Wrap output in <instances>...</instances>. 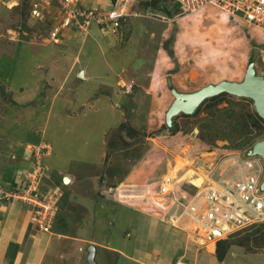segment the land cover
I'll return each mask as SVG.
<instances>
[{
  "label": "rangeland",
  "instance_id": "1",
  "mask_svg": "<svg viewBox=\"0 0 264 264\" xmlns=\"http://www.w3.org/2000/svg\"><path fill=\"white\" fill-rule=\"evenodd\" d=\"M128 3L119 30L103 31L86 48L72 30L64 41L49 38L59 23L54 6L0 0V187L13 194L31 185L30 174L37 171L35 192L42 199L59 197L45 231L63 234L57 236L56 264H67L65 257L72 255L73 264H89L90 245L99 249L97 264H129L121 255L141 263L144 257L134 249L153 241L144 231L147 222L157 238L166 230L170 246L179 243L174 264H197L198 257L215 264H264V221L210 240L188 214L195 185L239 179L251 160L253 167L264 165L259 155L248 154L264 139L254 101L223 92L193 114L176 115L174 128L166 122L175 100L171 87L192 92L223 80L242 81L251 61L264 75V33L213 5L183 12L173 0ZM134 19L141 28L136 39ZM88 48L95 77L90 66L88 73L80 66ZM109 50L129 56L116 63L114 76L98 53ZM124 83L133 85L130 93ZM89 89L99 104L78 108L76 103L68 119L63 98L74 93L83 103ZM15 202L24 204L32 226L43 230L32 220L34 202L0 197V204Z\"/></svg>",
  "mask_w": 264,
  "mask_h": 264
},
{
  "label": "built area",
  "instance_id": "2",
  "mask_svg": "<svg viewBox=\"0 0 264 264\" xmlns=\"http://www.w3.org/2000/svg\"><path fill=\"white\" fill-rule=\"evenodd\" d=\"M48 6H54L55 23L50 31L49 38L58 43L64 37L66 30H72L80 34H86L93 25L103 30L116 32L121 26V21L126 17L127 4L108 11H97L83 6L81 0H41ZM181 7L183 12H191L203 6H215L224 10L231 16L241 19L264 33V0H173ZM125 93L132 90L131 84H123ZM256 156V155H255ZM256 161H248V169L240 174L239 179L215 181L207 185L202 182L197 186L189 202V216L203 230L207 239L226 237L238 227L264 221V165ZM251 166V167H250ZM31 175V185L17 188V192H4V186L0 187L1 199L7 201L13 198H21L23 201L34 202L32 206L34 214L33 222H37L44 231H49L50 223L58 209L59 197L51 194L48 200L42 199L36 192L37 171ZM211 184V185H210ZM20 189H22L20 191ZM36 191V192H35ZM17 196V197H16ZM39 216V217H38ZM199 229V228H198ZM206 240V239H205ZM175 264H185L177 261Z\"/></svg>",
  "mask_w": 264,
  "mask_h": 264
},
{
  "label": "crops",
  "instance_id": "3",
  "mask_svg": "<svg viewBox=\"0 0 264 264\" xmlns=\"http://www.w3.org/2000/svg\"><path fill=\"white\" fill-rule=\"evenodd\" d=\"M81 2L85 6L98 7L99 9H102L103 11L109 10V8H112V7L118 8L120 6V0H117L116 4L113 2V0H81ZM126 4H127L126 6L128 9L127 11H129L130 7L128 6V4H129L128 0H127ZM126 18H123V20H125ZM134 21H135L134 30H136V31H134V33H133V38L136 39L138 37L137 35L139 33L138 30L140 31L141 28L139 26L140 20L134 19ZM103 31L105 33H108V34L113 33L112 30L106 31V30L100 29L99 27L97 28L94 26L86 34L74 33L73 36L76 37V40H77L76 43L78 42L79 45H82L85 43L86 48H87V47H91L92 45H94L96 40H100L99 34L100 33L102 34ZM70 32H71L70 30H66L64 34L65 35L69 34L72 36V34H70ZM69 35L64 36L62 40L64 41L65 38L70 37ZM132 40L133 39H131V42H132ZM101 44L104 48H106L104 42H102ZM131 46L133 47L134 43ZM86 52L87 53H85V56H84L85 64L80 61V66L82 68H84L85 71L88 73V71H87L88 66L91 65L90 62H89L90 65L88 64V61L92 62L94 60V57H93V53L91 55L89 48L86 50ZM112 52H113L112 50H109L108 52L106 51V53H105V51H103V52L98 51V53L102 54L101 58L103 61L106 62L107 68L109 66H111L113 68V71L110 69V71H111L110 76H114L117 73L116 72V70H117L116 66H119V64H116L117 62L121 61L123 63V62L127 61V59L129 58L128 55H121V56L118 55L119 56L118 57L115 53L113 54ZM92 67L93 66H90V74H91V76L95 77V76H97L95 74L96 71ZM103 68H105V66L102 67V69ZM107 70H109V69H107ZM85 71H83V70L80 71L81 77L86 75ZM100 77H101V75H100ZM88 91H87L88 94L86 91H84V92H86L87 96L84 98L83 103H81L79 101V98L74 99L75 98L74 93L70 94V95L74 96V98L73 97L71 98L70 96L63 98L65 100V102L63 101L64 106L66 108L65 113H67L66 117L67 118L69 117L68 119H70V115H69V113H71L70 109L71 108L74 109V106L76 105V103L79 104L78 108L81 107L82 104H85L89 107H96V105L99 104L100 100L91 95L92 89H89ZM143 92L144 91H142L141 93H143ZM48 153H50V152L48 151ZM10 179L11 180L14 179L13 176ZM10 179H8V181ZM14 181L15 180L10 181L11 184H13ZM4 184H6V182ZM30 218H31V214L29 213L28 209L26 208V206H24V204H22L20 202L0 204V264H56L57 263L56 262L57 261L56 256L58 255V252H59V249L57 247L59 239L57 236H61L63 234L54 235V232H52L51 235L46 234V232L44 230H40V229H37L36 227H33L32 224L30 223ZM151 227H152V223L147 222L145 228H149V230H147V229H145V230L143 229V230L146 231V233L151 235V236H149V238H152L153 241H151V240H149L148 242L146 241V245H144V246L142 245L141 248L135 247V249H134V250H136V252H141V255H143V257H144L143 261L141 259L140 260L141 263H139V262L133 263L132 262V264H174L173 263L174 257L177 255L178 251L181 248L179 243L175 244L176 247L170 246L172 234H170L169 231L165 230V234L162 236L159 235L160 237L157 238L158 234L155 233L153 230H151ZM158 230H160V224H159ZM138 231L140 232V229H138ZM166 232H168V233H166ZM155 238H157V240H155ZM57 239H58V241H57ZM160 239H161V241H160ZM173 241H174V239H173ZM125 243L127 244L128 242L125 241ZM125 243H124V245H125V248L127 249V245ZM190 246H192V245H190ZM112 249H116V248L112 247ZM129 249L131 250L132 246ZM96 250H97V247H96ZM97 251L95 253V260H96V257L98 256ZM106 252H108V251H106ZM158 252H160L159 258L154 259L153 254H156ZM121 256H123V257H121V261L128 262L129 264H131V262L129 261V259L125 255H121ZM68 257L69 256L65 257L67 260L66 263L67 264H73L75 256L72 255L71 258H68ZM126 260H128V261H126ZM197 264H215V261L211 260L208 263V261L205 260L203 257H198V263Z\"/></svg>",
  "mask_w": 264,
  "mask_h": 264
},
{
  "label": "water",
  "instance_id": "4",
  "mask_svg": "<svg viewBox=\"0 0 264 264\" xmlns=\"http://www.w3.org/2000/svg\"><path fill=\"white\" fill-rule=\"evenodd\" d=\"M171 91L175 96V100L166 114V122L170 128L175 127L174 118L176 115L181 112L193 114L204 100L223 92L251 98L254 101L258 114L264 119V75L257 72L254 61L249 63L242 81L223 80L219 83L208 84L192 92H180L175 87H171ZM248 154L251 156L259 155L264 160V139L255 143L253 148L248 151ZM262 188H264V181ZM88 251V263L97 264L95 260V245H90Z\"/></svg>",
  "mask_w": 264,
  "mask_h": 264
},
{
  "label": "bare ground",
  "instance_id": "5",
  "mask_svg": "<svg viewBox=\"0 0 264 264\" xmlns=\"http://www.w3.org/2000/svg\"><path fill=\"white\" fill-rule=\"evenodd\" d=\"M68 180H69V178L67 177L66 181H68ZM195 224H196V223H195ZM193 225H194V224H193ZM195 226H197V228L200 227L198 224H196ZM195 226H193L192 229L195 228ZM190 233H191V232H190ZM201 233H202V235L206 236V231H205V229L203 230V229L201 228ZM218 239H219V238H218ZM202 242L205 243L206 240L203 239ZM215 247H216V246H215L214 244H211V245L209 246V250H210L211 252H213V251L216 249Z\"/></svg>",
  "mask_w": 264,
  "mask_h": 264
},
{
  "label": "trees",
  "instance_id": "6",
  "mask_svg": "<svg viewBox=\"0 0 264 264\" xmlns=\"http://www.w3.org/2000/svg\"><path fill=\"white\" fill-rule=\"evenodd\" d=\"M176 6H179V5L176 4ZM259 117H260V118L262 119V121L264 122V119H263L261 116H259ZM220 242H221V241H220ZM220 242H219V243H220ZM218 252L220 253L221 251L218 250Z\"/></svg>",
  "mask_w": 264,
  "mask_h": 264
}]
</instances>
